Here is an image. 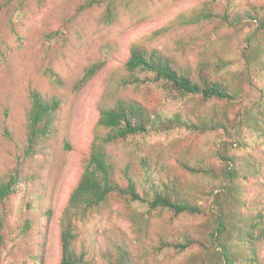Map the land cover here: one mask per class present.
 I'll list each match as a JSON object with an SVG mask.
<instances>
[{
  "label": "rangeland",
  "instance_id": "374dc122",
  "mask_svg": "<svg viewBox=\"0 0 264 264\" xmlns=\"http://www.w3.org/2000/svg\"><path fill=\"white\" fill-rule=\"evenodd\" d=\"M85 1L0 0V177L15 169L23 177L14 196L0 199V264H35L40 257L44 264L60 263V219L83 173L101 105L132 97L191 118L208 112L196 98L177 100L154 86L126 87L125 64L133 47L159 50L179 70L191 72L205 60L226 55L237 59L230 74L234 77L247 64L241 58L248 54L246 40L259 26L237 14L225 22V16L232 8L241 14L242 9L264 5V0H131L130 7L121 6L118 20L108 25L102 21L104 8L78 12ZM55 32L59 33L49 37ZM93 65L101 68L82 84ZM49 69L62 85L51 81ZM241 78L245 96L258 97L263 78L254 74ZM30 88L63 101L59 135L34 158L25 154ZM233 113L230 110L228 115ZM227 131L202 135L176 130L132 139L113 150L123 163L129 157L148 155L165 174L183 176L182 161L219 163L215 151L230 156L251 150L246 145H253L256 135L247 129L238 132L231 125ZM258 141L255 149L264 163V137ZM249 195L251 199L262 193L252 186ZM28 220L33 227L24 233ZM168 220V215L149 216L139 205L113 202L77 222L75 247L87 253L85 264H108L115 247L125 244L147 264H181L184 255L159 250ZM172 222L175 229L184 226L182 221Z\"/></svg>",
  "mask_w": 264,
  "mask_h": 264
},
{
  "label": "trees",
  "instance_id": "16d2710c",
  "mask_svg": "<svg viewBox=\"0 0 264 264\" xmlns=\"http://www.w3.org/2000/svg\"><path fill=\"white\" fill-rule=\"evenodd\" d=\"M130 4L131 0H86L78 12L104 8L102 21L109 25L118 20L120 7H130ZM235 14L256 22L259 27L256 34L247 38L248 54L241 57L248 65L239 67L234 77L230 74L238 64L237 59L226 55L205 60L191 72L179 70L175 61L159 50L132 48L125 64L127 75L123 84L126 87L154 86L177 100L196 98L207 105L208 112L195 113V118H191L185 113L150 107L132 97H121L112 105L99 107L97 131L85 158L83 173L60 219L59 264L86 263L87 253L75 247L79 238L77 222L113 202L139 205L149 216H170L171 221H166L165 231L160 235L159 250L184 255L181 264H264V163L255 149L258 138L264 137V5L259 9H242L241 14L232 8L225 22ZM100 68L101 65L89 67L80 82L88 83ZM243 74L246 79L252 74L263 78L258 97L245 96ZM47 75L52 82L62 85L50 69ZM28 95L25 154L34 158L50 139L59 135L63 101L35 88H30ZM230 110L234 112L232 116L228 115ZM228 125L238 132L247 129L256 135L253 145H246L251 150L230 156L215 151L219 163L200 159H195V163L182 161L183 176L165 174L148 155L129 157L123 163L113 150L132 139L176 130L221 134L228 132ZM22 181L18 169L3 174L0 199L6 201L14 196ZM252 186H257L262 195L249 199ZM174 220L182 221L184 226L175 229ZM32 227L33 222L28 220L24 233ZM35 264H44L43 257ZM108 264L147 262L145 258H136L125 244L115 247Z\"/></svg>",
  "mask_w": 264,
  "mask_h": 264
}]
</instances>
